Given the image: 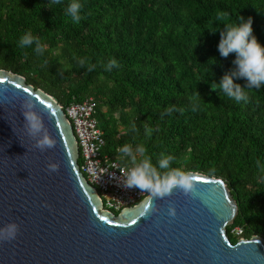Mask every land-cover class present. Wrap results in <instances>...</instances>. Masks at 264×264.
<instances>
[{"label": "trees", "instance_id": "trees-1", "mask_svg": "<svg viewBox=\"0 0 264 264\" xmlns=\"http://www.w3.org/2000/svg\"><path fill=\"white\" fill-rule=\"evenodd\" d=\"M68 3L0 0V68L23 75L61 106L91 96L101 151L119 163L128 165L119 156L122 145L143 143L154 164L171 154L172 167L220 177L237 205L225 227L229 241L264 239V85L245 88L248 99L240 103L210 87L235 67L234 53L224 58L218 51L219 20L251 18L264 45V0H80L79 23L66 15ZM28 32L45 46L42 56L35 45L19 46ZM76 58L93 64L114 58L120 67L89 72ZM195 92L202 99L193 111ZM172 106L176 111L161 118ZM145 126L153 129L150 138Z\"/></svg>", "mask_w": 264, "mask_h": 264}, {"label": "water", "instance_id": "water-1", "mask_svg": "<svg viewBox=\"0 0 264 264\" xmlns=\"http://www.w3.org/2000/svg\"><path fill=\"white\" fill-rule=\"evenodd\" d=\"M25 97L44 117L54 148L39 151L24 132ZM77 156L62 106L23 75L0 68V226L19 225L14 240L0 241V264H264L261 236L229 241L225 227L237 205L220 177L186 171L197 178L196 192L174 189L155 201L158 212L141 217V199L116 213L103 209ZM49 162L58 171L50 172Z\"/></svg>", "mask_w": 264, "mask_h": 264}, {"label": "clouds", "instance_id": "clouds-1", "mask_svg": "<svg viewBox=\"0 0 264 264\" xmlns=\"http://www.w3.org/2000/svg\"><path fill=\"white\" fill-rule=\"evenodd\" d=\"M61 3V0H50L47 7H52ZM83 8L80 0H70L65 8L66 15L70 16L74 23L81 20V9ZM239 23H226L222 19L224 27L220 31V39L218 42V51L220 55L227 58L229 54L234 53L235 59L233 64L235 67L230 73H225L219 82H215V86L210 84L213 91L222 93L221 98L228 99L240 103L246 102L248 95L244 91L247 89H259L264 85V45H262L253 35L251 18L244 20L239 16ZM215 29L210 31H215ZM35 45L34 51L38 56H42L45 52V46L38 37L33 36L30 32L25 33L19 39L21 48L32 47ZM79 67H84L91 72L98 66L104 71L110 72L114 67L119 68L120 65L116 59H110L107 63L99 62V64L91 63L88 58H76ZM233 77L243 78L246 84L242 87L238 83H234ZM191 99V107L196 111L199 107L198 100L202 99L198 92ZM20 111L23 115V130L26 135L34 141V148L41 152L54 148L56 139L49 133L44 123V117L37 110L36 104L32 98L25 97L20 102ZM176 111L175 107H168L160 113L161 118L165 115H171ZM182 111V110H181ZM134 133L138 131L135 123L131 125ZM145 136L150 138L153 133L151 127L145 126ZM119 156L125 161L128 167L122 179L125 188H137L142 194V211L141 217L149 216L159 211L156 200H162L171 196L174 189H179L186 196L193 195L196 192V177L191 172H186L179 167H172L176 161V157L171 154H161L156 164L152 162L148 156L147 149L143 143L137 145L133 149L131 144H124L119 149ZM47 168L50 172H56L59 169L57 162H49ZM169 216H175L176 210L174 205H168ZM19 225L9 222L0 226V241H11L17 237Z\"/></svg>", "mask_w": 264, "mask_h": 264}, {"label": "built area", "instance_id": "built-area-1", "mask_svg": "<svg viewBox=\"0 0 264 264\" xmlns=\"http://www.w3.org/2000/svg\"><path fill=\"white\" fill-rule=\"evenodd\" d=\"M77 145L78 169L97 191L101 207L116 212L137 203L142 196L137 188H125L124 173L130 165L119 163L112 155L103 153V139L94 116L95 103L91 96L62 106ZM230 232L239 235L240 227L233 226Z\"/></svg>", "mask_w": 264, "mask_h": 264}, {"label": "snow or ice", "instance_id": "snow-or-ice-1", "mask_svg": "<svg viewBox=\"0 0 264 264\" xmlns=\"http://www.w3.org/2000/svg\"><path fill=\"white\" fill-rule=\"evenodd\" d=\"M17 87H19V85H17ZM101 219H103V217H101ZM132 223H135V220H133Z\"/></svg>", "mask_w": 264, "mask_h": 264}]
</instances>
